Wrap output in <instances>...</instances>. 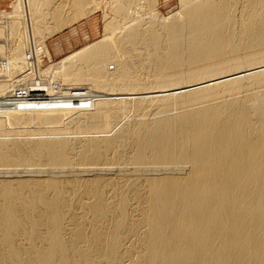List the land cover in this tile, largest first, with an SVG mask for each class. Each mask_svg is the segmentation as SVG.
Wrapping results in <instances>:
<instances>
[{
    "label": "bare ground",
    "instance_id": "6f19581e",
    "mask_svg": "<svg viewBox=\"0 0 264 264\" xmlns=\"http://www.w3.org/2000/svg\"><path fill=\"white\" fill-rule=\"evenodd\" d=\"M156 2L0 14V264H264V0ZM100 7L101 39L28 87Z\"/></svg>",
    "mask_w": 264,
    "mask_h": 264
},
{
    "label": "rangeland",
    "instance_id": "374dc122",
    "mask_svg": "<svg viewBox=\"0 0 264 264\" xmlns=\"http://www.w3.org/2000/svg\"><path fill=\"white\" fill-rule=\"evenodd\" d=\"M14 0H0V14H8L11 12L12 10V2ZM104 2V1H103ZM157 4V11L158 13H160L161 15H169V14H172V13H175L178 11L179 9V3H178V0H157L156 2ZM106 12V10L102 9L101 7L99 9H97L96 11L90 13L89 15L85 16V17H79L77 19H75V21L67 26V27H64L63 29L57 31L54 33L57 34L58 32L64 30L65 28H68V27H71L73 26L74 24H76L77 22L83 20V19H86L88 17H94L95 20L97 21V32H95L96 34H94V36L92 38H90L87 42H85L84 44H82V46L68 52L67 54L57 58V59H54L52 57V53L48 47V39L51 38L52 36L48 37L45 39V45H46V48L48 49V52L50 54L49 58L45 57L44 55H40L39 59L37 60V62L31 64L30 66L26 67L25 66V71H26V74H31V79L30 78H27V81H26V85L29 87L31 86L32 83H34L35 81H40L39 79L36 80L37 78H39V76H37L38 74L36 73L37 70L39 71H44L47 69V67L49 65H51L52 63H55L63 58H65L66 56L72 54L73 52H75L76 50L88 45V44H91L95 41H98L99 39H101L102 37V32H103V23H104V20L105 19H108L109 16H107L106 18H104V13ZM69 17H74V12L73 11H69V14L67 16H65V18H68ZM14 43H17V38L16 40H14ZM10 51H12V49H9ZM22 65H25V64H22ZM35 74V75H34ZM37 76V78H36ZM35 77V78H34ZM32 81V82H31ZM42 81V80H41ZM35 82V83H36ZM0 98H1V95H0ZM30 98L33 99L34 101H40L41 100V97L40 96H37L36 93L34 94H30Z\"/></svg>",
    "mask_w": 264,
    "mask_h": 264
},
{
    "label": "crops",
    "instance_id": "0c3cea01",
    "mask_svg": "<svg viewBox=\"0 0 264 264\" xmlns=\"http://www.w3.org/2000/svg\"><path fill=\"white\" fill-rule=\"evenodd\" d=\"M96 29L97 21L94 17H88L53 35L47 42L52 57L57 59L82 46L96 34Z\"/></svg>",
    "mask_w": 264,
    "mask_h": 264
}]
</instances>
